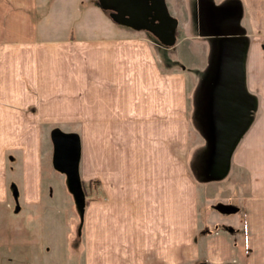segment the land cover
<instances>
[{
  "label": "crops",
  "instance_id": "0c3cea01",
  "mask_svg": "<svg viewBox=\"0 0 264 264\" xmlns=\"http://www.w3.org/2000/svg\"><path fill=\"white\" fill-rule=\"evenodd\" d=\"M164 4L181 35L175 58L214 61L222 36L245 39L253 106L229 155L223 210L200 211L184 155L185 78L168 70L156 33L101 0H0V223L17 228L0 232V253L15 264H264V0ZM206 12L208 37H191ZM55 125L79 133L80 176L99 179L79 212L78 255L72 196L42 179L40 142Z\"/></svg>",
  "mask_w": 264,
  "mask_h": 264
},
{
  "label": "rangeland",
  "instance_id": "374dc122",
  "mask_svg": "<svg viewBox=\"0 0 264 264\" xmlns=\"http://www.w3.org/2000/svg\"><path fill=\"white\" fill-rule=\"evenodd\" d=\"M102 4L107 7L108 2L106 0H101ZM165 3V0H163ZM109 7V6H108ZM107 7V8H108ZM175 12V10H173ZM200 16V22H197L195 25V29L192 33L191 37H208L207 31H208V22L207 20V12L206 14L199 15ZM118 17V16H117ZM119 18V17H118ZM124 20L125 19H121ZM205 20V21H204ZM179 31L173 32V41L167 42L163 39H161L162 43L165 45L167 49V55L164 58L166 65L168 66V70L171 71L174 69H177L178 71L182 72L184 74V84H185V100H186V106H187V126H186V147H185V159L190 161L189 170L192 173L193 177L197 180L198 183V204L201 213H203L205 216H210L209 218L214 217V215L218 214V210L222 211L224 206V178L223 176L220 177H209L205 178L202 174L199 173L197 166L200 160V157H202L201 161L203 160L204 156V150L208 147V139L209 136L212 134V128L208 129V119L207 115L205 117V114H208L206 111V107L209 106L210 100L217 95V92L219 90L218 86V77L217 72H215V69H213V56H207V52L203 55L198 54H192L190 56L185 55L184 53L176 56L175 58V51H174V45L176 42L177 37H179ZM181 32V30H180ZM185 33V32H184ZM181 38V35L179 39ZM160 39V38H159ZM182 40V39H181ZM188 44L191 43V40L185 39L182 40ZM182 48H193V49H205L206 46H195L191 47L190 45H183ZM215 73V74H214ZM215 84V85H214ZM214 86V87H213ZM214 91V92H213ZM210 99V100H209ZM208 103V104H207ZM202 115V116H201ZM207 119V120H206ZM207 127V128H206ZM60 129L64 130L62 126H51L49 128L48 137L45 140H42L40 142V151L43 154V164H42V179L46 182V184L55 185L60 183L62 187H64V190L66 189L70 192L72 196V206L69 214L71 215L69 217V231H68V246L70 249L78 255V241H79V221H80V210L82 209L84 203L86 200L97 197L98 191L97 186L99 183V179L96 177H91L89 179L83 178L80 176L81 181V187L83 192V203L79 206L77 199L73 193V190L71 188V185L67 179V176L64 172H60L57 168L53 165V152H54V145L51 138V132L53 129ZM66 132H74L78 135L79 133L74 130L70 129ZM80 144V141H79ZM201 154V156H200ZM8 156L10 157V160L15 163L17 161V156L14 152H8ZM192 163V164H191ZM194 164V165H193ZM195 168H194V167ZM14 168V166H11V169ZM79 172V171H78ZM11 188H12V194L14 198H17L18 196V183L17 178L11 177ZM62 210V209H61ZM220 213V212H219ZM60 214H55L56 218L59 219ZM57 219V220H58ZM6 224V223H5ZM5 224L0 223V232L3 235H9L11 237H14L17 233V228L6 226ZM31 229V228H30ZM55 232H60V226L57 222L54 225ZM58 230V231H57ZM2 235V236H3ZM44 239H41L39 248L42 250L44 249ZM0 264H15V259L12 256H5L4 254L0 253Z\"/></svg>",
  "mask_w": 264,
  "mask_h": 264
},
{
  "label": "water",
  "instance_id": "95a60500",
  "mask_svg": "<svg viewBox=\"0 0 264 264\" xmlns=\"http://www.w3.org/2000/svg\"><path fill=\"white\" fill-rule=\"evenodd\" d=\"M157 5L161 17L167 22L166 29L158 36L172 42L176 19L170 15L163 0H159ZM244 41L242 35H228L222 36L218 42L219 52L216 53L213 69L217 72L219 90L217 95L209 99L210 105L205 111L208 113L205 114L207 126L209 131L212 128V134L209 136L207 149L203 151V160L200 162V157L197 166L199 173L205 178L224 176L231 149L253 106V98L246 91L242 71ZM51 138L54 145L53 165L66 174L80 206L83 203V192L78 172L79 137L74 132L56 128L52 130Z\"/></svg>",
  "mask_w": 264,
  "mask_h": 264
},
{
  "label": "flooded vegetation",
  "instance_id": "af4514ba",
  "mask_svg": "<svg viewBox=\"0 0 264 264\" xmlns=\"http://www.w3.org/2000/svg\"><path fill=\"white\" fill-rule=\"evenodd\" d=\"M114 15L136 26H144L161 35L167 22L161 17L159 0H106ZM163 38V37H162Z\"/></svg>",
  "mask_w": 264,
  "mask_h": 264
},
{
  "label": "bare ground",
  "instance_id": "6f19581e",
  "mask_svg": "<svg viewBox=\"0 0 264 264\" xmlns=\"http://www.w3.org/2000/svg\"><path fill=\"white\" fill-rule=\"evenodd\" d=\"M227 22V21H226Z\"/></svg>",
  "mask_w": 264,
  "mask_h": 264
},
{
  "label": "trees",
  "instance_id": "16d2710c",
  "mask_svg": "<svg viewBox=\"0 0 264 264\" xmlns=\"http://www.w3.org/2000/svg\"><path fill=\"white\" fill-rule=\"evenodd\" d=\"M81 182V181H80Z\"/></svg>",
  "mask_w": 264,
  "mask_h": 264
}]
</instances>
